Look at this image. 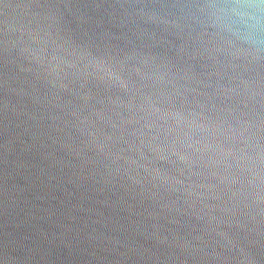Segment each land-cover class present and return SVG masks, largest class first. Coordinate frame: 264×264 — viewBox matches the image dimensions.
Returning a JSON list of instances; mask_svg holds the SVG:
<instances>
[{
	"label": "water",
	"instance_id": "1",
	"mask_svg": "<svg viewBox=\"0 0 264 264\" xmlns=\"http://www.w3.org/2000/svg\"><path fill=\"white\" fill-rule=\"evenodd\" d=\"M0 264H264V0H0Z\"/></svg>",
	"mask_w": 264,
	"mask_h": 264
}]
</instances>
